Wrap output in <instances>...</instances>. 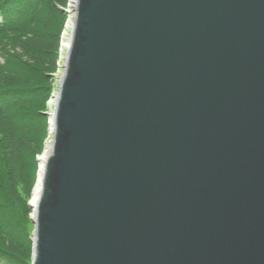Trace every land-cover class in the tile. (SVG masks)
Wrapping results in <instances>:
<instances>
[{"label":"water","instance_id":"obj_1","mask_svg":"<svg viewBox=\"0 0 264 264\" xmlns=\"http://www.w3.org/2000/svg\"><path fill=\"white\" fill-rule=\"evenodd\" d=\"M52 123L31 264H264V0H75Z\"/></svg>","mask_w":264,"mask_h":264},{"label":"trees","instance_id":"obj_2","mask_svg":"<svg viewBox=\"0 0 264 264\" xmlns=\"http://www.w3.org/2000/svg\"><path fill=\"white\" fill-rule=\"evenodd\" d=\"M54 2L64 0H0V119L9 137L2 140L0 134V264H31V242L12 233L10 222L29 232L26 202L36 174L33 145L44 140L46 121L39 110L47 98L45 73L54 67L62 20L52 31V20L41 17Z\"/></svg>","mask_w":264,"mask_h":264},{"label":"rangeland","instance_id":"obj_3","mask_svg":"<svg viewBox=\"0 0 264 264\" xmlns=\"http://www.w3.org/2000/svg\"><path fill=\"white\" fill-rule=\"evenodd\" d=\"M69 3L70 2L68 0H64L63 4L54 2L55 5L46 6L44 12L42 13V17H41L43 19V21L46 20L47 18H50L52 20L53 26L50 28L52 31H54L55 27L58 25L60 18H62V20H61L60 27L58 30L59 32L57 33L58 37L56 39V45L57 46L55 47L56 48V56H55V60H54V67H53L52 71H48L45 73L47 75L46 78H47V84H48L49 89L47 90V98L43 103L44 106H42L40 108L41 110H39V118L45 119L46 126H45V128L41 129L42 131H44V137H43L44 140L41 141V146L38 147L35 144L33 145V147H34L33 149L36 153L35 154L36 171L39 167L36 156L39 153L40 154L42 153V151L45 148L46 141L51 139V136L49 134L50 125H48V116H46V115H47V113H50V111H52L51 110V104L49 102H50V99L53 96L55 90L58 89V82H59L58 77H60V71H61L62 65L64 63V60H65L66 50L62 51V49H61L62 48V46H61L62 41L65 40V38H66V37H64L66 35L65 31L69 30V33L71 31V27H70V29H66V22H67L68 15H69L68 8L70 9ZM72 17H73V14H72ZM15 51L17 53L20 52V50L18 48L15 49ZM1 62H2V57L0 55V63ZM37 116H32L31 119L33 120L35 118L34 119V121H35L37 119ZM0 120H1L0 121V134H2V140H8L9 139L8 132H6L5 130L3 131L2 127H3L4 122L2 123V119H0ZM10 145H12V143H10L7 146H10ZM35 177H36V174H35ZM34 182H35V180H34ZM32 188H33V186H32ZM32 188H31L30 193H29V198L26 202L27 205H28L29 199L32 196ZM28 208H29V211H27V215L30 218L31 208L29 206H28ZM10 223L12 225V233L15 232V233H18L19 235L23 234V235L27 236L31 242L32 230H33L32 223L29 225V232L27 234H24L25 232H24L22 226H20L18 223H13V222H10ZM30 250L32 253V242H31ZM30 260H31V257H30Z\"/></svg>","mask_w":264,"mask_h":264},{"label":"bare ground","instance_id":"obj_4","mask_svg":"<svg viewBox=\"0 0 264 264\" xmlns=\"http://www.w3.org/2000/svg\"><path fill=\"white\" fill-rule=\"evenodd\" d=\"M68 1L70 2V4H72V3H74L75 0H68ZM68 13H69V15H68V19H67V22H66V29H70V27L72 25V21H73V17H72L73 12L69 8H68ZM65 34L66 35L64 37H66V38H65V40L62 41V45H61L62 46V48H61L62 51H65L66 50L67 39H68L69 34H70L69 33V30H67ZM59 78L60 77H58V79ZM56 93H57V89L55 90V92H54V94L51 97L50 102H49L51 104V110L53 109V106H54V99H55ZM46 116H48V125H50V128H49L50 132H49V134H50L51 139H52V124H53L52 123V111H50V113H47ZM51 139H49L48 141H46V145H45V148H44L45 150L43 151V155H41L40 153L37 155V156H39V162L41 164V169L39 171V174H36V177H38L37 180H36V177H35V182H34V185H33V188H32V199L30 198L29 201H28L31 204V213H30L31 218L34 217V210H35V203H36L37 192H38L39 188L42 185V177H43V173H44V171H43V165H44L45 157H46V155H47V153H48V151L50 149V146H51V142H52Z\"/></svg>","mask_w":264,"mask_h":264},{"label":"built area","instance_id":"obj_5","mask_svg":"<svg viewBox=\"0 0 264 264\" xmlns=\"http://www.w3.org/2000/svg\"><path fill=\"white\" fill-rule=\"evenodd\" d=\"M69 5H70V9H71L72 12H73V6H74V3H72V4L69 3ZM65 33H66V31H65Z\"/></svg>","mask_w":264,"mask_h":264}]
</instances>
